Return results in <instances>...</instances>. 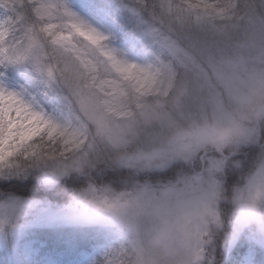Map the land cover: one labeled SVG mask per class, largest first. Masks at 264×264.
Segmentation results:
<instances>
[{
    "label": "rangeland",
    "instance_id": "rangeland-1",
    "mask_svg": "<svg viewBox=\"0 0 264 264\" xmlns=\"http://www.w3.org/2000/svg\"><path fill=\"white\" fill-rule=\"evenodd\" d=\"M120 1L131 15L145 8L138 46L117 42L114 25L96 21L74 0H50L102 39L93 43L55 21L61 26L53 32L67 40L20 55L47 63L65 109L47 110L0 68V88L38 115L41 128L7 161L0 147V264H156L149 249L166 243L157 224L162 205L202 204L213 189L223 193L220 226L201 234L196 264H255L253 246L264 247V202L249 218L230 201L264 172V0L251 12L232 0H148L149 9L146 0ZM228 26L240 38L220 46L212 35ZM8 47L0 46V58ZM194 126L213 128L215 139L187 143ZM37 140L42 187L18 181L29 176L20 164L36 156ZM63 226L105 227L113 239L46 256L25 240L31 229Z\"/></svg>",
    "mask_w": 264,
    "mask_h": 264
},
{
    "label": "trees",
    "instance_id": "trees-1",
    "mask_svg": "<svg viewBox=\"0 0 264 264\" xmlns=\"http://www.w3.org/2000/svg\"><path fill=\"white\" fill-rule=\"evenodd\" d=\"M79 6H82L89 15L96 21L103 23L104 25H114L115 36L117 42H124L129 40V43L137 42L140 44L141 28H144L142 12L145 8H141L137 15H131L127 9L126 4L120 0H74ZM148 0L144 2L147 5ZM225 0H210L215 4H221ZM237 3L238 10L254 8L256 0H232ZM18 4L16 0H0V16L4 18L6 9H11L13 5ZM146 9L148 5L145 6ZM257 7V6H256ZM251 12V10L249 11ZM22 15L26 20L32 18L30 10L25 7L22 9ZM34 20V19H33ZM31 21V20H28ZM226 28L231 33H226ZM241 32L236 28L232 30L229 26L223 27L221 33L213 34V38L219 42L220 46L224 45L227 40L234 41L233 38H240ZM215 35V36H214ZM211 35L205 33L204 38L210 39ZM12 38V37H11ZM10 40V39H9ZM16 39L9 41V46H14ZM137 49H139L137 47ZM136 49V50H137ZM156 50V49H155ZM159 50V48H157ZM166 56V55H165ZM21 57V56H20ZM3 58H6L5 56ZM47 63L30 62L27 58L21 57V59H14L6 68H2L3 71L14 81L22 84H26L27 88L36 94L37 100L47 109L50 110L55 105H60L65 109L64 95L60 88V84L52 80L49 70L46 71ZM25 70L30 71L29 76H25ZM71 110V109H70ZM69 110V111H70ZM67 111V109L65 110ZM74 124L75 114H70ZM42 140L34 142L36 147V156L29 161H21L20 166L24 169L27 168V178L18 179V181L26 180L31 186L42 187L39 182V176L37 174V168L41 161L38 159L42 146ZM38 151V152H37ZM41 156V155H40ZM40 161V162H39ZM15 181V180H14ZM16 181V182H18ZM30 186V187H31ZM113 239L111 231L108 228L101 226H63L59 228H35L27 232L25 240L35 241L38 253L41 256L49 254H56L66 249L73 248L77 250L90 249L92 246L106 245ZM249 244L244 245L243 253L248 250ZM253 257L255 264H264V247L260 245L253 246ZM1 258V253H0Z\"/></svg>",
    "mask_w": 264,
    "mask_h": 264
},
{
    "label": "snow or ice",
    "instance_id": "snow-or-ice-1",
    "mask_svg": "<svg viewBox=\"0 0 264 264\" xmlns=\"http://www.w3.org/2000/svg\"><path fill=\"white\" fill-rule=\"evenodd\" d=\"M30 8L33 21H28L22 15L23 8ZM60 21L63 26H70L81 36H87L93 43H98L99 37L93 30L78 22L71 13L60 6L52 4L50 0H19L11 9H6V14L0 21V46L8 45V37L16 39L14 46L8 47L5 53L6 58L0 62V68H6L18 56L23 55L26 48H30L33 53L40 50L46 44H60L68 37L54 33L53 29L61 26L54 23ZM17 33L19 35H17ZM50 38V39H49ZM107 55V54H106ZM0 147L4 149V160L16 156L41 130L40 117L35 114L26 113L17 105L16 97L5 94V90L0 88ZM9 164L8 166H11Z\"/></svg>",
    "mask_w": 264,
    "mask_h": 264
},
{
    "label": "clouds",
    "instance_id": "clouds-1",
    "mask_svg": "<svg viewBox=\"0 0 264 264\" xmlns=\"http://www.w3.org/2000/svg\"><path fill=\"white\" fill-rule=\"evenodd\" d=\"M201 137L213 140L216 132L211 127L194 126L184 140L195 145ZM231 142L225 141L221 146ZM222 197V192L213 189L202 204L185 207L176 202H165L162 205L165 214L157 219V224L166 237V243L163 249L159 245H152L149 249L156 258V264H196L193 254L200 244L201 234L209 227L217 229L220 226L217 203ZM230 202L240 215L250 218L264 202V172L259 176L253 174L236 188Z\"/></svg>",
    "mask_w": 264,
    "mask_h": 264
}]
</instances>
